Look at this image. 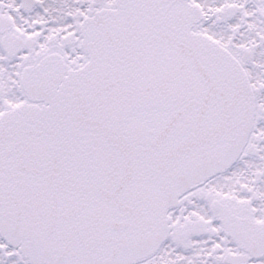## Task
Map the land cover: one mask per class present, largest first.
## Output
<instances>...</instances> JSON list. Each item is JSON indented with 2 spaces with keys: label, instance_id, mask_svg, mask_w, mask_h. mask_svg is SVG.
<instances>
[{
  "label": "snow or ice",
  "instance_id": "6c2138e0",
  "mask_svg": "<svg viewBox=\"0 0 264 264\" xmlns=\"http://www.w3.org/2000/svg\"><path fill=\"white\" fill-rule=\"evenodd\" d=\"M0 264H264V0H0Z\"/></svg>",
  "mask_w": 264,
  "mask_h": 264
}]
</instances>
